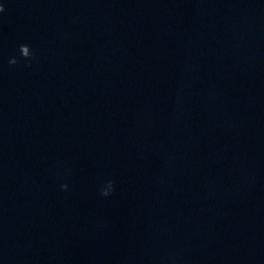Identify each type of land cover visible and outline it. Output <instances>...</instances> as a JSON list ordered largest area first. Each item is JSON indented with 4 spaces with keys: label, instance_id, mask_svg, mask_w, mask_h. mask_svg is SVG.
<instances>
[{
    "label": "clouds",
    "instance_id": "9594fccd",
    "mask_svg": "<svg viewBox=\"0 0 264 264\" xmlns=\"http://www.w3.org/2000/svg\"><path fill=\"white\" fill-rule=\"evenodd\" d=\"M4 11H5L4 5L0 4V13H3ZM19 51L21 53V56L24 59H29L32 56V52H31L29 46H27V45H21ZM17 63H18V60L16 58H12V59L9 60V64H11V65H15ZM62 187L66 189L67 185H62ZM111 187H112L111 182H109L108 189L104 190L102 192V195H104V196L110 195Z\"/></svg>",
    "mask_w": 264,
    "mask_h": 264
}]
</instances>
